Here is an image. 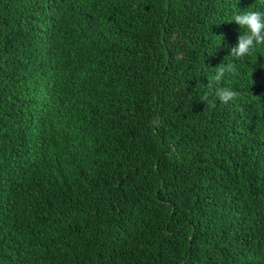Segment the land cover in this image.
I'll return each instance as SVG.
<instances>
[{"label": "trees", "instance_id": "1", "mask_svg": "<svg viewBox=\"0 0 264 264\" xmlns=\"http://www.w3.org/2000/svg\"><path fill=\"white\" fill-rule=\"evenodd\" d=\"M248 10L0 0V264H264V45L230 56ZM228 61L241 96L209 107Z\"/></svg>", "mask_w": 264, "mask_h": 264}, {"label": "clouds", "instance_id": "2", "mask_svg": "<svg viewBox=\"0 0 264 264\" xmlns=\"http://www.w3.org/2000/svg\"><path fill=\"white\" fill-rule=\"evenodd\" d=\"M232 20L244 29L238 37L237 44L230 48V56L233 61H239L253 55L257 46L264 45V11L248 10L238 12L229 21ZM237 72V65L232 61H228L227 64H220L215 68L214 74L207 85V88L211 89L212 92L205 91L200 99L206 101L207 106L215 107L216 101L209 104V96L214 94L220 103L225 105L234 104L240 98L241 93L232 87L216 85H221L227 76L236 75ZM153 123H158V121H153Z\"/></svg>", "mask_w": 264, "mask_h": 264}]
</instances>
